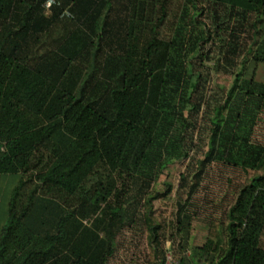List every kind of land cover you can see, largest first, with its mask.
Segmentation results:
<instances>
[{"label": "trees", "instance_id": "obj_1", "mask_svg": "<svg viewBox=\"0 0 264 264\" xmlns=\"http://www.w3.org/2000/svg\"><path fill=\"white\" fill-rule=\"evenodd\" d=\"M47 1L0 0V176L17 177L0 264H108L126 228L145 234L146 264L164 263L154 202L172 185L155 188L143 167L158 119L187 104L199 109L191 93L200 77L188 54L207 38L188 48L185 13L176 9L185 2L195 21L211 6L212 27L199 24L208 35L228 32L223 60H242L223 103L212 106L201 155L181 175L180 262L250 264L243 232L264 214V143L235 129L247 124L242 113L264 110V81L253 71L243 78L247 67L264 65V0H52L48 8ZM61 129L80 138L67 151L47 149ZM215 161L242 167L246 177L226 220L210 221L204 242L189 247V202Z\"/></svg>", "mask_w": 264, "mask_h": 264}, {"label": "rangeland", "instance_id": "obj_2", "mask_svg": "<svg viewBox=\"0 0 264 264\" xmlns=\"http://www.w3.org/2000/svg\"><path fill=\"white\" fill-rule=\"evenodd\" d=\"M178 0L177 3H180ZM177 4L176 9L184 10L183 23L188 35V48L196 43V37L203 36L206 39L198 43V48L188 54L192 60L193 68L200 80L198 87L191 93V102L198 106L197 113L191 104L182 107V113L158 119L154 132L156 141L151 145L144 170L153 179V185L159 190L165 188V183L172 185L171 192L162 199H157L155 204V215L162 224V234L166 257H171L180 262L182 253L179 251V238L175 234V210L176 203L186 198V193L181 180V175H186L192 166L194 157L201 155L205 145V128L209 125L208 117L211 116L213 105L223 103L227 91L233 84L236 73L241 67L242 54L234 62L223 60V52L228 47V32L219 35L214 32L210 35L205 31L201 21L212 27L209 17L211 6L206 5L204 16H197L196 21L192 14L194 11L189 3ZM179 17V16H178ZM200 22V23H201ZM235 23L232 19L231 24ZM242 42H247L248 36L244 34ZM253 71L254 79L264 81V65L255 66L252 70L247 67L243 76L249 79ZM244 84L243 81L240 82ZM180 110V107H179ZM246 126L238 124L236 135L243 137L251 131V143H264V110L253 117L244 115ZM75 116H73V119ZM189 123L193 126H189ZM252 126V127H251ZM243 127V128H242ZM246 128V129H245ZM244 129V134L242 130ZM78 133V132H77ZM74 130L57 131L45 142L47 149L56 146L59 151L68 150L69 143L75 137L80 138ZM152 141V142H153ZM183 142V143H182ZM192 142V143H191ZM184 148V149H183ZM188 150V155L183 156ZM245 172L242 167L215 161L204 174L203 181L189 202V211L193 215L190 230L189 247L200 245L204 242L207 233V225L210 221H225L226 212L233 203L239 186L245 180ZM92 217V216H91ZM90 217V218H91ZM264 224V214H260L256 220H252L244 228L243 238L247 240V247L251 252L250 264H264V235L261 237L260 246H257L259 230ZM148 247L145 234L138 233L131 228L124 229L118 236V248L115 255L108 264H146Z\"/></svg>", "mask_w": 264, "mask_h": 264}, {"label": "crops", "instance_id": "obj_3", "mask_svg": "<svg viewBox=\"0 0 264 264\" xmlns=\"http://www.w3.org/2000/svg\"><path fill=\"white\" fill-rule=\"evenodd\" d=\"M16 181L17 177L11 175L0 176V233L6 221L9 196Z\"/></svg>", "mask_w": 264, "mask_h": 264}, {"label": "built area", "instance_id": "obj_4", "mask_svg": "<svg viewBox=\"0 0 264 264\" xmlns=\"http://www.w3.org/2000/svg\"><path fill=\"white\" fill-rule=\"evenodd\" d=\"M51 3H52V0H48L46 3V7L48 8L51 5ZM163 264H182V263L179 261L173 260L171 257H166V260L164 261Z\"/></svg>", "mask_w": 264, "mask_h": 264}]
</instances>
